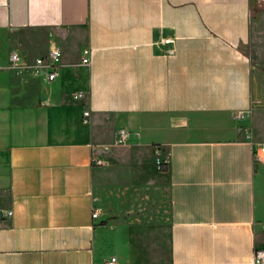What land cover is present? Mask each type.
<instances>
[{"label": "crops", "instance_id": "0c3cea01", "mask_svg": "<svg viewBox=\"0 0 264 264\" xmlns=\"http://www.w3.org/2000/svg\"><path fill=\"white\" fill-rule=\"evenodd\" d=\"M250 6L0 0V264L117 259L103 248L94 181L120 167L147 204L166 187L171 264H253L264 248V60L244 49ZM54 45L50 81L33 63ZM13 52L32 68H11Z\"/></svg>", "mask_w": 264, "mask_h": 264}, {"label": "rangeland", "instance_id": "374dc122", "mask_svg": "<svg viewBox=\"0 0 264 264\" xmlns=\"http://www.w3.org/2000/svg\"><path fill=\"white\" fill-rule=\"evenodd\" d=\"M252 37L244 45L247 52L264 60V0H251ZM158 154L157 163L165 171ZM118 176L98 175L94 181L96 206L101 209L102 241L113 251L117 264H171L170 206L166 187L149 204L145 192H134L131 167H120ZM146 199V198H145ZM135 258L138 260L135 261Z\"/></svg>", "mask_w": 264, "mask_h": 264}, {"label": "built area", "instance_id": "2783aa9c", "mask_svg": "<svg viewBox=\"0 0 264 264\" xmlns=\"http://www.w3.org/2000/svg\"><path fill=\"white\" fill-rule=\"evenodd\" d=\"M86 57L83 58L82 62L84 64H89L90 63V52L86 53ZM62 58V50L58 45H54L49 52L43 56L37 58L33 66L37 68H44L47 72V78L50 81H54L58 77V68L60 65V60ZM9 62H10V67L11 68H32V65L27 62H23L21 56L19 55L18 52H13L10 57H9ZM251 114L250 111H240L236 115L237 118L239 119H244L248 117ZM90 118V112L85 111L84 112V122H88ZM129 133L125 130H122L119 132L118 136V143H124L128 139ZM250 134H246V138L250 139ZM264 150V148H262ZM13 215V212L8 210L5 211V217L9 218ZM100 216V212L98 209L94 210L92 213V218L93 219H98ZM107 264H117V259L115 257L111 258L109 261H107ZM253 264H264V248H256L254 252V257H253Z\"/></svg>", "mask_w": 264, "mask_h": 264}]
</instances>
